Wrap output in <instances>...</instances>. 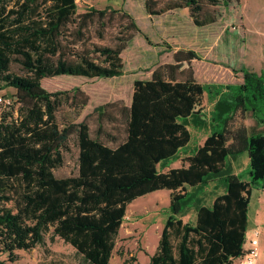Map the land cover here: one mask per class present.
Masks as SVG:
<instances>
[{"label": "trees", "instance_id": "16d2710c", "mask_svg": "<svg viewBox=\"0 0 264 264\" xmlns=\"http://www.w3.org/2000/svg\"><path fill=\"white\" fill-rule=\"evenodd\" d=\"M79 1L0 0V85L15 89L0 116V255L14 262L18 251L44 244L50 234L87 264H110L128 205L167 189L169 217L148 264H234L244 256L252 192L264 187V133L245 125L250 112L264 125V73L212 63L199 74L201 55L176 49L172 62L134 81L130 104L108 102L78 121L90 96L80 87L50 92L43 82L122 76L121 55L140 32L128 12L89 6L79 13ZM145 6L150 16L186 9L197 27L241 10L240 0H146ZM205 96L214 107L210 134L180 168L160 172L159 164L191 142L186 121L200 113ZM65 104L74 115L62 122ZM73 136L79 173L59 178L54 171L64 165ZM244 153L250 172L234 174L226 162ZM211 179H220L225 193L202 205L189 188ZM191 208L194 224L182 218Z\"/></svg>", "mask_w": 264, "mask_h": 264}, {"label": "rangeland", "instance_id": "374dc122", "mask_svg": "<svg viewBox=\"0 0 264 264\" xmlns=\"http://www.w3.org/2000/svg\"><path fill=\"white\" fill-rule=\"evenodd\" d=\"M146 0H80L79 13L89 6L97 9H119L131 14L140 32L123 51L124 74L110 79H88L84 77L59 76L45 80L44 87L50 92L70 91L80 87L90 96V103L78 121L95 108L108 102L123 100L131 103L133 84L136 79H149L158 66L172 62L176 49L195 50L203 62L196 70L206 73L212 63L228 65L232 68H246L254 72L264 69V20L259 12L264 0H240L241 10H225L221 21L205 27H197L189 16L188 10H174L159 16H150L146 11ZM255 14V15H254ZM120 25V22L117 23ZM205 78V77H204ZM15 89L0 85V116L14 101ZM213 103L204 97L198 107L200 112L186 121L192 138L189 145L179 154L159 164L160 172H167L182 165V160L205 141L211 132V112ZM74 115L70 104L59 111V119L66 122ZM249 126L253 133H264V125L256 123L250 112ZM92 135L96 137L98 121H89ZM80 148L76 136L64 151V165L54 171L59 178L76 176L79 173ZM239 163V162H238ZM241 173L249 174L250 163H242ZM231 169L230 166H228ZM220 179L190 192L198 194L201 204L212 206L216 190L222 188ZM170 190H160L133 201L127 207L126 216L116 238V246L110 264H148L157 251L162 230L169 217ZM196 208L188 209L182 216L185 222H196ZM5 264H87L77 250L60 238L51 240L46 236L44 244L30 251H18L14 262H9L6 254L0 255Z\"/></svg>", "mask_w": 264, "mask_h": 264}, {"label": "crops", "instance_id": "0c3cea01", "mask_svg": "<svg viewBox=\"0 0 264 264\" xmlns=\"http://www.w3.org/2000/svg\"><path fill=\"white\" fill-rule=\"evenodd\" d=\"M259 12L261 14H263L262 16H263V20H264V3H263L262 6H260ZM262 73H264V69L262 71H260L258 74H262ZM256 123H257V121H256ZM245 125L248 127L249 131L251 132V129H250V126H249L248 117L245 120ZM260 125H262V124H260ZM251 133H253V132H251ZM188 156H190V155H188ZM242 163L247 164V167H248V165L250 163V158H249L248 153H244L242 155L229 158L227 160V162H226V165L231 167V170H232V172L234 174H240L241 173V168H242V166H244ZM180 167H178V168H180ZM193 189H195V188H193ZM216 193H217V195L214 198V200L218 196H220V195L225 193V187L223 186L221 188V190L219 191V193L216 190ZM214 200H213V202H214ZM248 216H249V220H248V231H247V235L248 236H247V239L253 237V234H254L255 230L259 229L261 231V234H260V246H259L260 257L257 260L256 264H264V187L253 190L252 197H251V202H250V205H249V214H248ZM248 245L249 244H247V247H248ZM234 264H246V263L244 262V259L242 257H240V258H238V259H236L234 261Z\"/></svg>", "mask_w": 264, "mask_h": 264}, {"label": "built area", "instance_id": "2783aa9c", "mask_svg": "<svg viewBox=\"0 0 264 264\" xmlns=\"http://www.w3.org/2000/svg\"><path fill=\"white\" fill-rule=\"evenodd\" d=\"M2 101L3 100L0 99V102ZM260 234L261 231L257 229L254 231L252 238L247 239L248 235H246L244 245V256H242L246 264H256L257 260L260 257ZM247 244H249L248 247Z\"/></svg>", "mask_w": 264, "mask_h": 264}, {"label": "bare ground", "instance_id": "6f19581e", "mask_svg": "<svg viewBox=\"0 0 264 264\" xmlns=\"http://www.w3.org/2000/svg\"><path fill=\"white\" fill-rule=\"evenodd\" d=\"M255 15V14H254Z\"/></svg>", "mask_w": 264, "mask_h": 264}]
</instances>
